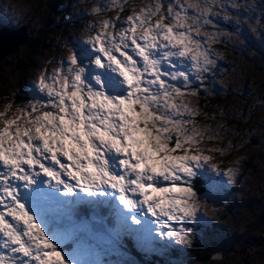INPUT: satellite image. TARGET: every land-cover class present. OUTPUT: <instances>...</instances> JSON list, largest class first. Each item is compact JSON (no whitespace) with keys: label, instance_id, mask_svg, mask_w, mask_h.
<instances>
[{"label":"snow or ice","instance_id":"obj_1","mask_svg":"<svg viewBox=\"0 0 264 264\" xmlns=\"http://www.w3.org/2000/svg\"><path fill=\"white\" fill-rule=\"evenodd\" d=\"M258 9L264 22V0L90 6L86 41L37 75L42 96L0 111V264H82L47 201L66 214L108 206L132 231L186 242L202 208L196 179L237 175L209 163L226 149L207 146L219 130L200 118L215 117L189 97L219 74L221 23Z\"/></svg>","mask_w":264,"mask_h":264},{"label":"rangeland","instance_id":"obj_2","mask_svg":"<svg viewBox=\"0 0 264 264\" xmlns=\"http://www.w3.org/2000/svg\"><path fill=\"white\" fill-rule=\"evenodd\" d=\"M131 2L135 5L146 0ZM96 3L97 0H71L68 14L64 16L69 34L49 36L32 56L25 75H20L11 62L0 68V72L3 71L0 79L7 88L0 85V89L6 90L5 96L0 97V111L9 103L19 107L42 96L33 91L37 75L45 68H55L56 61L86 41L90 35L87 24L93 20L87 10ZM32 7L27 0H0V22L18 27L36 15L32 18L35 27L40 20ZM220 11L221 15H228ZM221 28L227 35L213 45L219 56V74L207 82L206 93L189 97V100L214 115L212 120L200 118L202 123L219 130L220 139L207 146L223 147L226 151L223 155L213 154L215 159L209 163L222 169H237L234 182L229 184L228 177L216 176L211 171L199 176L196 187L204 185L207 191L200 193V218L189 224L192 234L186 242L153 239L132 231L108 206L104 207L109 208V214L103 217L93 211L78 213V209L86 205L83 203L66 214L54 202H41L53 226H60L81 241L76 255L82 264H149L147 258L152 255H158L164 264H264V125L254 117L257 112L264 114V22H260L259 9L256 14L243 17L233 12L232 21L222 22ZM236 52L240 53L239 61ZM237 82L243 90L229 87ZM240 91L243 97L236 101L234 94ZM253 95L256 96L252 98ZM217 104L224 112L215 109ZM249 160L253 165L247 164ZM109 215L114 224H109ZM123 237L131 240H123ZM132 241L143 255L141 258L130 253ZM70 243L63 246L65 250L73 251L75 245L70 248ZM190 244L207 245L210 255L196 259L187 249ZM226 245H230L231 251L224 254Z\"/></svg>","mask_w":264,"mask_h":264},{"label":"trees","instance_id":"obj_3","mask_svg":"<svg viewBox=\"0 0 264 264\" xmlns=\"http://www.w3.org/2000/svg\"><path fill=\"white\" fill-rule=\"evenodd\" d=\"M27 2L31 6H34L32 7V10L37 11V16H39L38 18L40 20V24L35 27L33 26L32 18L36 17V15L33 14L34 16L31 17V20H29L28 23H25L27 25V38H24L19 43H17L15 45L16 47L12 49L9 53L4 55L3 57H0V68H2L5 64L11 62V64L15 65V69L20 75H25L27 69L31 65L32 56L42 47V45H44V41L48 39L49 36H53V37L58 36L62 34L63 32L66 34V36L69 34V28L67 27L68 23H66L67 21L64 20V16L68 14L67 10H69V4L71 0H27ZM31 14L32 13L30 12L29 16H31ZM24 46H27L28 50H21ZM19 51H20V54L18 53ZM229 51L232 52V49H230ZM236 56L239 61L241 59L240 53L236 52ZM247 69H251V67H248ZM259 72H261V70ZM2 73L3 71L0 72V75ZM0 85L6 88L5 84L2 82V79H0ZM229 87H233L234 89L238 87L241 90H243V86L240 87L238 82L235 84L229 85ZM5 93H6V90L0 89V97H4ZM242 94L243 93L241 91L240 93L234 94L235 95L234 99L236 101H239L243 97ZM234 95H232V97ZM254 96L256 95H253L252 98ZM215 109L217 111L224 112V109L219 104L216 105ZM226 116L228 117L227 114ZM254 117H258L256 118V121L264 125V114L262 112H257L256 114H254ZM247 164L253 165L251 160H249ZM196 180H200L199 177ZM197 184H199L198 181H196V186ZM197 189L202 194L207 191V188L204 185L197 187ZM91 211L102 214L104 217V214L105 213L109 214L110 210L107 211L104 206H92V205L86 204V205L81 206L77 212L88 214ZM108 222L110 225L114 224V222L110 220V215H109ZM125 239L131 240V238L129 237H123V240ZM187 249L190 252H192V254L194 253L196 259L210 255L209 254L210 251L207 245L196 247L190 244L188 245ZM129 250L131 254H134L137 257L141 258L143 256L141 255V252L134 247L133 243ZM147 260L149 261V264H164V262L160 261V259L158 258V255H152L150 258H147Z\"/></svg>","mask_w":264,"mask_h":264},{"label":"water","instance_id":"obj_4","mask_svg":"<svg viewBox=\"0 0 264 264\" xmlns=\"http://www.w3.org/2000/svg\"><path fill=\"white\" fill-rule=\"evenodd\" d=\"M24 38H27V25L25 23L18 27H9L0 22V57L9 53L16 47L15 45ZM228 247L229 246L226 245V248L224 249L226 253L224 254L228 253ZM218 257L219 256H215V258Z\"/></svg>","mask_w":264,"mask_h":264},{"label":"flooded vegetation","instance_id":"obj_5","mask_svg":"<svg viewBox=\"0 0 264 264\" xmlns=\"http://www.w3.org/2000/svg\"><path fill=\"white\" fill-rule=\"evenodd\" d=\"M230 246V245H229ZM228 250L231 251V249L228 247ZM244 253V252H243Z\"/></svg>","mask_w":264,"mask_h":264},{"label":"bare ground","instance_id":"obj_6","mask_svg":"<svg viewBox=\"0 0 264 264\" xmlns=\"http://www.w3.org/2000/svg\"><path fill=\"white\" fill-rule=\"evenodd\" d=\"M106 210H107V211H109V209H108V208H106Z\"/></svg>","mask_w":264,"mask_h":264}]
</instances>
